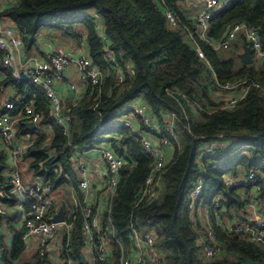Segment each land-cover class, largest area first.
I'll list each match as a JSON object with an SVG mask.
<instances>
[{"label":"trees","instance_id":"16d2710c","mask_svg":"<svg viewBox=\"0 0 264 264\" xmlns=\"http://www.w3.org/2000/svg\"><path fill=\"white\" fill-rule=\"evenodd\" d=\"M184 1L18 0L17 4L0 11V22L6 20L14 24L23 36L29 55L33 51L40 54L32 50V46L44 29L54 30L63 41H77V31H82L91 61L104 73L100 101L96 99L97 88H90L78 102H62V115L71 118L67 137L52 117L50 101L42 88L29 79L14 78L9 70L0 66L5 73L0 82L1 90L9 86L15 89V96L6 101L13 103V109H5L4 103L2 111L11 116H23L26 109L33 106L41 118L40 124L51 132L49 140L47 134L38 137L25 154L28 172L50 180L53 189L63 185L77 188L76 173L70 161L74 149L86 150L110 141L115 152L127 160L111 209L117 240L112 241L113 254L108 260H93L86 253L81 207L75 209L70 219L73 227L69 237L64 238L59 255L53 257L43 244L31 249L35 254L29 256L18 227L21 219L18 199L12 196L10 199L0 197V204L6 208L0 213V264H65L67 261L119 264L118 241L125 245L130 243L132 223L156 234L162 264H188L175 229L189 248L190 264H264V244L255 242L251 235L230 231L224 221L226 213L243 208L239 189L247 191L257 186L264 200V59L252 65L241 63L239 54L246 41L240 35L230 49L218 51L197 37L205 53V60H201L195 47L185 39V30L169 26L164 13L165 9L172 10L182 24L194 31L192 21L186 17ZM238 22L258 31L264 51V0H231L226 7L215 11L209 21V38H222ZM109 54L115 61L108 58ZM118 67L125 76L120 85L117 84ZM227 83H243L244 86L256 83L259 87L251 85L245 98L233 109L220 110L221 102L217 97L226 96L230 91L222 90L219 84ZM167 88L186 94L202 110L197 114L188 110L189 122H183L178 116L176 128L181 146L163 174L162 192L155 201H139L152 158L143 150L137 134L113 123L121 107L140 98L163 125L166 114L175 111L179 114L180 110L177 102L166 94ZM27 134L32 131L19 122L17 136ZM115 134L120 137L115 138ZM205 141H217L221 144L220 150L204 153ZM4 159L0 152L2 184L7 168ZM54 169H59V174ZM251 172L255 174L254 179H249ZM242 173L246 180L238 185H230L226 180L227 176L235 179ZM65 175L69 178H64ZM200 182L202 190L195 201L191 191ZM217 199L225 210L219 219L213 208ZM33 201L28 198L26 206ZM200 206L211 213L209 231L198 218ZM208 246L214 247L216 252L207 259L204 249Z\"/></svg>","mask_w":264,"mask_h":264},{"label":"built area","instance_id":"2783aa9c","mask_svg":"<svg viewBox=\"0 0 264 264\" xmlns=\"http://www.w3.org/2000/svg\"><path fill=\"white\" fill-rule=\"evenodd\" d=\"M230 1L185 0L183 5L188 9L185 10L186 17L192 21L195 27L194 31L182 24L172 10L165 9L164 13L169 26L174 29L182 27L185 30V39L195 47L201 60H205V53L196 41L197 37L206 42L213 50L218 51L230 49L233 42L243 35L246 44L251 48L254 61L257 63L263 61L264 51L259 33L246 23L233 24L218 40L209 38L210 19L215 11L223 9ZM1 2L2 0H0ZM189 2L192 3L193 10L192 7L188 8L187 3ZM200 3H202V7H197L196 4ZM97 27L100 26L97 25ZM77 35L82 43L83 52L81 54L57 51L46 55V58L39 54L26 57L25 42L21 33L15 26L0 24V64L9 70L14 78L29 79L42 88L50 101L52 117L67 137H69L71 118L62 115L63 100L68 98L76 103L90 88H97L96 99L100 101L101 88L104 83L103 71L97 68L89 57L85 34L82 31H77ZM108 58L115 61L112 54H109ZM124 81V72L118 67L117 84L120 85ZM65 83L68 86L63 88ZM242 84H219L222 90L230 91L226 96L217 97L219 98L217 101L221 102L220 110L233 109L245 98L251 85L259 87L256 83L249 86ZM80 88H83V92H79ZM166 94L177 102L180 110H178L179 114L176 111L166 114L163 125L153 113L152 108L140 98H135L121 107L113 123L115 126L125 127L137 134L141 139L143 150L152 158V166L140 192L139 201H155L162 192L163 174L181 146L176 128L178 116L183 122H189L188 110L194 114H197L198 110H202L198 103L177 89L167 88ZM5 109H13V103L5 102ZM19 122L25 125L34 122L35 129L31 130L32 134L17 136ZM40 122L41 118L36 114L33 106L28 107L23 116H11L8 112H3L0 109V144L6 150L9 163L4 184L0 183V197L10 199L15 196L18 199L17 209L21 212L20 226L18 224V227L22 230V240L27 246V250L46 244L48 249L50 246L52 247L53 257L59 255L62 242L64 238L69 237L73 227L70 219L75 209L81 207V226L86 247L93 260L104 262L113 254L112 241L116 239L117 230L111 217V209L119 187L121 170L127 165L126 157L118 155L110 141H103L88 148V150L98 153L100 164L93 160H85L82 156L85 150L74 149L70 161L78 177L81 198L78 197L76 188L73 187L75 193L70 194V206L68 204L64 205L65 207L61 204L53 205L52 199L57 189H53L50 180H45L41 176H32L25 180L28 170L25 154L38 137L47 134V140H49L51 133ZM186 128L189 129L188 123ZM114 137L119 138L120 136L115 134ZM204 144L203 150L206 154L219 151L221 148V144L217 141H205ZM54 172L59 174V169H54ZM64 178L68 179L69 177L65 175ZM254 178L255 174L251 172L249 179ZM8 185L11 188H8ZM201 190L202 183L200 182L191 191L193 200H198ZM252 192L254 205L258 204L264 213V200L259 196L260 188L254 186ZM28 198L34 200L29 207L26 206ZM61 207L64 208L65 220L63 222L52 221ZM213 208L217 219H219L221 212L225 211L220 207L219 199L214 202ZM4 212L5 209L0 205V213ZM226 226L230 231L251 235L255 242L264 244V219L254 222H226ZM57 236H61L60 241ZM210 237L214 239L211 233ZM156 241L157 236L154 232L136 227L132 223L130 243L125 245L121 240L118 241L119 264H162L163 255L157 248ZM215 252L214 247L208 246L204 249L207 259ZM65 264H72V262L67 261Z\"/></svg>","mask_w":264,"mask_h":264},{"label":"crops","instance_id":"0c3cea01","mask_svg":"<svg viewBox=\"0 0 264 264\" xmlns=\"http://www.w3.org/2000/svg\"><path fill=\"white\" fill-rule=\"evenodd\" d=\"M17 3H18V0H2V2L0 3V11L4 7H9V6L15 5ZM187 6H188V8H191L193 5H192V3L189 2V3H187ZM196 6L202 7V3L196 4ZM184 8H185V10H188L186 7H184ZM192 10H193V7H192ZM0 24L6 25V26H14V24H12L10 21H6V20L3 22H0ZM57 36H58V34H56L54 30L47 29L46 31H43L42 35H40L38 37V39L36 40L37 42L35 43V45L32 46V50H35V49L38 50L40 53L39 56H41L43 58H46V55H49V54H51L53 52H57V51H69V52H73L76 54H81L83 52L82 43L80 42V39H78L77 41H71V40L65 39V41H63L60 38H58ZM244 44H246V43L244 42ZM38 46H40V48ZM24 49H25V56L26 57L32 56V55H29V53L26 51V44L24 45ZM0 66H2V65L0 64ZM4 78H5V73L0 69V82H2L4 80ZM67 86H68L67 83H65L63 88H66ZM79 92H83V88H80ZM65 93L67 94V92H65ZM14 96H15V89L13 87L9 86V87H6L2 90L0 88V109L1 110L3 109L5 101H7L9 98H12ZM67 100L69 101L68 98H65L63 100V102L67 101ZM140 100L143 101L142 99H140ZM109 136H107V138ZM0 152L3 153V155L5 157L4 160H5V163L7 165V168L4 172V175H6L8 172V169H9V163H8L6 150L1 144H0ZM82 156L85 160H93V161H95V163L100 164L99 155L96 151H92L90 149L89 150L87 149L82 153ZM242 174H244V173H242ZM242 174H240L239 177L240 176L242 177ZM31 177H32V175L27 170L25 180L28 178H31ZM239 177L233 179L230 176H227L226 180L229 183H232V184L235 183L236 185H238V184L243 182V179L239 178ZM76 179L78 181L77 175H76ZM63 186H69V185H63ZM63 186H61L57 189V192L55 193V195L52 199L53 205L57 204V201L59 199L58 198L59 192L61 189L64 192V194H66V192H67V194L69 193L67 189L65 192V190H64L65 188L63 189ZM72 187H74V186H72ZM76 191H77L78 197L81 198V194L79 192L78 187L76 188ZM238 193L241 196V198L243 199V201H245L246 204L251 203L250 208L240 209L238 211V214H236V216L231 217L226 222H230V223L245 222V221L254 222L256 220L264 219V213L262 212V209L259 208V206L257 207V205H254V203H253L254 194L252 192V188L250 190H247V191H246V189L242 188V189L238 190ZM70 203H71V198L69 196V200H68L67 204H70ZM0 205L6 210L4 204H0ZM198 214H199L198 215L199 220L202 219L204 224L207 226V223L205 222V220H204L203 216L200 214V212H198ZM237 216H238V218H237ZM224 220H225V218H224ZM19 226H20V224H19ZM10 236H12V234ZM34 249H36V248H34ZM27 251L29 252V250H27ZM86 253L91 257L87 247H86Z\"/></svg>","mask_w":264,"mask_h":264},{"label":"water","instance_id":"95a60500","mask_svg":"<svg viewBox=\"0 0 264 264\" xmlns=\"http://www.w3.org/2000/svg\"><path fill=\"white\" fill-rule=\"evenodd\" d=\"M239 59H240L241 63H243L245 65H252L254 63L253 54H252V51H251V48H250L249 45H247V44L243 45V51L239 54ZM26 127L30 131L34 130L35 129V123L34 122L27 123ZM45 149H48V146H45ZM192 157H193V150L191 151V153L189 155L187 172L190 169V164H191V161H192ZM125 169L128 170L129 168L126 167ZM187 172H186V174H185V176H184V178H183V180L181 182L180 190H181V186L183 184V181L186 178ZM179 202H180V196H179L178 202L176 204V208L178 207ZM175 215H176V211L174 213L173 222H172L174 228H175ZM64 220H65V212H64V208L61 207V208H59L58 213L55 214L54 217L52 218V221H54V222H63ZM200 221L202 222L203 226L206 227V229L209 231L208 227L204 224L203 220L200 219ZM175 233H176L177 237L179 238L182 246L184 247V249L186 251L187 258H188V264H190V251H189V248L185 244L183 239L180 237V234H179V232L176 229H175Z\"/></svg>","mask_w":264,"mask_h":264},{"label":"rangeland","instance_id":"374dc122","mask_svg":"<svg viewBox=\"0 0 264 264\" xmlns=\"http://www.w3.org/2000/svg\"><path fill=\"white\" fill-rule=\"evenodd\" d=\"M47 29H44L43 31H46ZM40 35H42V33L40 34ZM39 48H40V46H38ZM32 56H38V52H36V51H33V53H32ZM6 102V101H5ZM239 178H242L244 181L246 180V176L244 175V174H242V177L240 176ZM65 188V189H64ZM63 189L65 190V192H66V189L68 190V194H67V192H66V194H64V192L62 191V189L60 190V192H59V199H58V201H57V204L58 205H65L66 206V204H67V202H68V200H69V196H70V194H72V193H75V190L73 189V187L71 186V185H69V186H63ZM240 190V189H239ZM251 204V203H250ZM250 204H246L245 203V201H244V204H243V208H250ZM68 206H70V204H68ZM259 205L257 204V207H258ZM259 208H260V206H259ZM198 212H200V214L203 216V218H204V220H205V222L208 224V225H211V213L208 211V209L206 208V207H202V206H200V208H199V210H198ZM263 212V211H262ZM236 214H238V211H236L235 209H232L231 210V212L229 213H226L225 215H224V218H225V220L224 221H227L228 219H230L231 217H234V216H236ZM237 218H238V216H237ZM57 239L60 241V239H61V236H57ZM49 251H50V253L52 254V256L54 255L53 254V249H52V247L50 246L49 247ZM33 254H35V252H34V250H29V256L31 255H33Z\"/></svg>","mask_w":264,"mask_h":264}]
</instances>
